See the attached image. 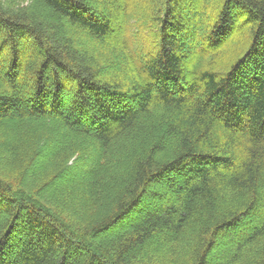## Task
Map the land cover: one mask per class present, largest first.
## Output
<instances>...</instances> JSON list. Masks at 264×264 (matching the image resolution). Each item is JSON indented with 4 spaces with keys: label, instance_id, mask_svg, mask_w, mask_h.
I'll return each instance as SVG.
<instances>
[{
    "label": "trees",
    "instance_id": "trees-1",
    "mask_svg": "<svg viewBox=\"0 0 264 264\" xmlns=\"http://www.w3.org/2000/svg\"><path fill=\"white\" fill-rule=\"evenodd\" d=\"M161 1L0 0V264H264V0Z\"/></svg>",
    "mask_w": 264,
    "mask_h": 264
},
{
    "label": "rangeland",
    "instance_id": "rangeland-1",
    "mask_svg": "<svg viewBox=\"0 0 264 264\" xmlns=\"http://www.w3.org/2000/svg\"><path fill=\"white\" fill-rule=\"evenodd\" d=\"M211 1H213V0H211ZM128 2H130V0H128ZM128 2H127V6H125L126 7L125 11L129 15V18H128L129 22L128 23L130 24V29L132 30L131 32L127 33L128 46L136 48L139 44L143 43L141 40H139V38H141V36H142V31H144V29L147 28V27H145V25H148V27H150V24H152L150 22L145 21V18L150 17L153 19L154 17L161 15V12L158 14H157V12H158L160 6L163 8L164 3L161 4L159 2V0H131V2L129 4H128ZM137 2L142 4V6L139 7L140 4L138 5ZM186 2H187L186 0L182 1V4L179 5V7L183 9ZM208 4L214 7L213 2H211V3L209 2ZM207 13H208V11H207ZM152 32H154V31L152 30ZM234 41L235 40L233 39V41L225 47V51H224L223 55H220L219 57L216 58V60L214 62L215 68H221L224 65H226L225 62L226 61L229 62L228 59H230L235 54V50L230 49L231 47H233V45L236 44L235 42H237V41H235V42ZM144 49H146V48H144ZM144 51H147V50H144ZM137 52H140V51H137ZM224 54H225V56H224ZM223 246H222V248H223Z\"/></svg>",
    "mask_w": 264,
    "mask_h": 264
}]
</instances>
